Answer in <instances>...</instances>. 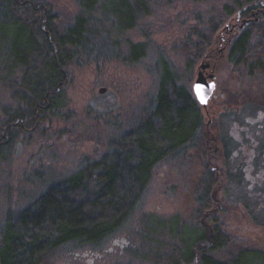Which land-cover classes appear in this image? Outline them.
I'll use <instances>...</instances> for the list:
<instances>
[{"label":"rangeland","instance_id":"obj_1","mask_svg":"<svg viewBox=\"0 0 264 264\" xmlns=\"http://www.w3.org/2000/svg\"><path fill=\"white\" fill-rule=\"evenodd\" d=\"M41 1L60 37L77 16H84L90 42L78 48L79 54L70 47L61 50L65 82L42 119L27 120L23 128L12 126L4 134L10 138L0 149V241L8 215L113 150L141 111L154 107L164 76L192 93L195 76L199 70L207 75L206 69L215 74L216 88L207 106H201L203 129L153 167L133 210L112 234L96 243H63L46 263L166 264L163 254L193 236L195 228L185 222L193 225L195 215L202 216L196 211L202 196L211 200L208 215L217 214L231 234L218 257L239 247L264 256V87L226 58L230 40L246 23L238 20L237 10L223 15L228 0H144L142 7L127 0L133 13L124 18L116 0H97L88 9L78 0ZM45 19L42 25L48 29ZM0 27L5 32L0 34L1 132L8 124L6 113L23 105L20 92L7 84L17 83L15 89L31 70L12 61L16 30ZM202 62L210 64L204 69ZM210 132L215 141H209Z\"/></svg>","mask_w":264,"mask_h":264},{"label":"trees","instance_id":"obj_2","mask_svg":"<svg viewBox=\"0 0 264 264\" xmlns=\"http://www.w3.org/2000/svg\"><path fill=\"white\" fill-rule=\"evenodd\" d=\"M78 1L88 9L97 0ZM254 1L224 3V16L237 10L238 20L247 22L229 43L226 58L234 67L242 65L264 87V1ZM114 3L124 18L133 13L127 0ZM135 3L142 7L145 1L135 0ZM44 5L48 6L41 0H0L2 18L8 17L1 19L0 25L16 30L13 48L10 47L12 61L31 70L27 81L20 82L15 89L17 83L7 84L20 92L17 98L23 104L6 113L7 122L17 120L15 129L23 128L27 120L35 124L42 119L45 109L54 106L66 78V61L61 50L70 47L73 55L79 54L78 48H85L90 42L85 34L88 25L84 16H77L60 37L50 27L51 14ZM44 15L54 46L42 26ZM0 34L3 36L5 32ZM34 60L37 64H33ZM203 123L202 107L193 94L184 85L164 76L154 107L141 111L138 121L114 141L111 152L56 180L8 215L0 241V264H47L49 253L63 243H96L112 234L133 210L153 167L192 141ZM9 138L0 132V149ZM209 141H215L214 135ZM210 146L206 148L207 153L211 151ZM216 179L212 177L211 183ZM210 202L207 196L200 197L196 211L202 216L196 214L193 225L185 222L195 228L193 236L164 253V263L264 264V256L247 247H239L226 258L217 256L230 242L231 234L224 229L217 214L208 215Z\"/></svg>","mask_w":264,"mask_h":264},{"label":"water","instance_id":"obj_3","mask_svg":"<svg viewBox=\"0 0 264 264\" xmlns=\"http://www.w3.org/2000/svg\"><path fill=\"white\" fill-rule=\"evenodd\" d=\"M42 26L44 28V25ZM44 32L49 39V43L52 46H54V42L52 40L50 31L48 29H44ZM207 65H208V62L201 63L202 68L207 67ZM215 88H216L215 74L210 73L209 75H204L203 70H199L192 83V93L194 94L195 99L197 100L200 106L202 107L207 106L208 100L213 95ZM103 90H104V87H101L99 89V91H103ZM15 123H17V120L13 122V124Z\"/></svg>","mask_w":264,"mask_h":264},{"label":"flooded vegetation","instance_id":"obj_4","mask_svg":"<svg viewBox=\"0 0 264 264\" xmlns=\"http://www.w3.org/2000/svg\"><path fill=\"white\" fill-rule=\"evenodd\" d=\"M240 21V20H239ZM244 23L246 22V20H244L243 21ZM243 23V24H244ZM247 24V22L244 24V25H246ZM243 26V25H242ZM242 26H239V27H242ZM232 40V39H231ZM231 40H230V42H231ZM209 62H208V65H207V67L209 66ZM211 67V66H210ZM206 68V67H205ZM204 68V69H205ZM205 71V73H207V75H209L210 73H211V71H209V70H204ZM209 77V76H208ZM17 123H15V124H13V121H11V122H8V124H4L3 125V127L1 128V136H6V135H4L5 133H8V128H10V127H12V126H15Z\"/></svg>","mask_w":264,"mask_h":264},{"label":"snow or ice","instance_id":"obj_5","mask_svg":"<svg viewBox=\"0 0 264 264\" xmlns=\"http://www.w3.org/2000/svg\"><path fill=\"white\" fill-rule=\"evenodd\" d=\"M199 87V86H198Z\"/></svg>","mask_w":264,"mask_h":264}]
</instances>
